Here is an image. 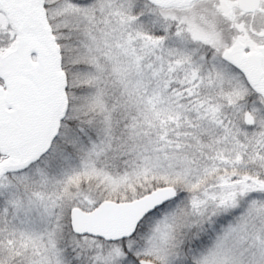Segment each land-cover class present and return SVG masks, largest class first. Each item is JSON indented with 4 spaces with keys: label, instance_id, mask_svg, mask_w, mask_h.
I'll list each match as a JSON object with an SVG mask.
<instances>
[{
    "label": "snow or ice",
    "instance_id": "1",
    "mask_svg": "<svg viewBox=\"0 0 264 264\" xmlns=\"http://www.w3.org/2000/svg\"><path fill=\"white\" fill-rule=\"evenodd\" d=\"M0 264H264V0H0Z\"/></svg>",
    "mask_w": 264,
    "mask_h": 264
}]
</instances>
